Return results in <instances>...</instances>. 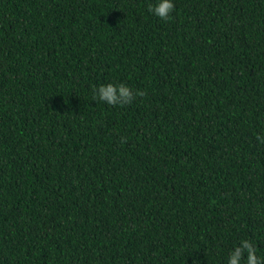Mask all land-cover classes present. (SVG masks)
<instances>
[{
  "label": "trees",
  "instance_id": "1",
  "mask_svg": "<svg viewBox=\"0 0 264 264\" xmlns=\"http://www.w3.org/2000/svg\"><path fill=\"white\" fill-rule=\"evenodd\" d=\"M151 2L0 0V264L264 257V0Z\"/></svg>",
  "mask_w": 264,
  "mask_h": 264
},
{
  "label": "clouds",
  "instance_id": "2",
  "mask_svg": "<svg viewBox=\"0 0 264 264\" xmlns=\"http://www.w3.org/2000/svg\"><path fill=\"white\" fill-rule=\"evenodd\" d=\"M175 9L174 0H153L148 4V11L160 20L168 21L172 18ZM144 93L132 89L124 82L100 83L92 87V97L95 101L109 106H123L131 103L137 96ZM256 139L264 143V134H257ZM198 264V262H194ZM226 264H264V257L257 255L255 244L249 239H240L229 250Z\"/></svg>",
  "mask_w": 264,
  "mask_h": 264
}]
</instances>
